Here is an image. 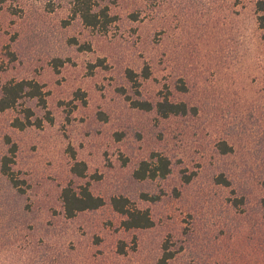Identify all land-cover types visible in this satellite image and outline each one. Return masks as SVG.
Returning a JSON list of instances; mask_svg holds the SVG:
<instances>
[{"label": "rangeland", "instance_id": "obj_1", "mask_svg": "<svg viewBox=\"0 0 264 264\" xmlns=\"http://www.w3.org/2000/svg\"><path fill=\"white\" fill-rule=\"evenodd\" d=\"M108 1L105 34L72 19L69 0H0V81L46 93L0 112V161L10 137L24 181L21 193L0 173V264H156L165 248L168 264H264V0ZM165 98L192 111L132 105ZM25 109L42 127L13 126ZM155 154L172 173L136 179ZM69 184L105 205L66 218ZM113 197L154 226L126 230Z\"/></svg>", "mask_w": 264, "mask_h": 264}, {"label": "trees", "instance_id": "obj_2", "mask_svg": "<svg viewBox=\"0 0 264 264\" xmlns=\"http://www.w3.org/2000/svg\"><path fill=\"white\" fill-rule=\"evenodd\" d=\"M70 14L72 19H79L82 24L98 33H108L110 27L118 20V17L111 13L110 1L108 0H69ZM264 12V4L261 3L259 9ZM258 21L261 28L264 29V14L258 16ZM61 62V61H60ZM148 70V69H147ZM150 73L145 71V78H148ZM129 77L132 81L137 83V75L129 72ZM139 84V83H137ZM182 88V87H181ZM37 99L42 105H46V93L43 87L34 81H11L3 83L0 81V112H5L10 109L16 108L19 103L25 99ZM134 108L146 112L155 111L156 114L167 119L169 117H185L190 114L192 109L186 103H176L165 98L156 103H151L144 100H135L132 102ZM26 115L24 120L16 119L13 126L24 130L26 127L36 125L42 127V121H32L33 112L31 109H25ZM51 120V119H49ZM52 121V120H51ZM6 143L10 145L8 155L2 157L0 161V173L8 178L14 188L19 192L24 193L22 184L14 174L12 165L15 163L18 146L13 143L10 137H6ZM221 150L224 154L230 152L232 149L226 143L221 145ZM72 171L79 176H84L87 171V166L84 163H76ZM172 173L171 160L159 154L153 155L150 161H142L138 169L135 171L134 176L138 180H155L157 178L165 179ZM186 182H190L191 177L185 176ZM221 182L229 185L226 179H220ZM219 180V181H220ZM63 202L64 215L68 219L75 218L78 214L86 211H95L105 205V201L101 197L92 194L88 187L81 188L77 191L71 184L66 186L61 193ZM111 204L114 210L125 217L122 226L126 230L133 229H149L154 226V221L151 218L148 210L141 211L134 207L129 199L125 197H113ZM124 252V249L121 250ZM174 257V254L165 248L163 256L156 264H168Z\"/></svg>", "mask_w": 264, "mask_h": 264}]
</instances>
